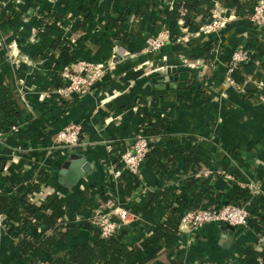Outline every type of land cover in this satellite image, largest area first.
<instances>
[{
	"label": "crops",
	"instance_id": "crops-1",
	"mask_svg": "<svg viewBox=\"0 0 264 264\" xmlns=\"http://www.w3.org/2000/svg\"><path fill=\"white\" fill-rule=\"evenodd\" d=\"M179 1L183 0H0V85L7 89L18 124L16 132L4 134L0 145L6 167L0 172V192L13 195L21 185L43 177L39 191L32 194L35 205L55 196L64 207L61 221L73 225L88 222L93 209L117 204L128 212L119 230L129 250L166 217L159 192L171 190L187 208L194 193L211 188L208 202L200 200L198 207H220L228 202V194L241 188L237 181L263 182L264 27L256 28L249 21L262 0L256 5L251 0H209L190 15L196 27L179 19L170 31L164 13ZM43 9L59 16L61 30L37 24ZM213 20L224 25L207 28ZM165 30L169 39L160 49L151 50L149 40ZM64 44L71 63L105 67L103 77L89 91L68 97L60 93L64 80L49 57H57ZM208 45L212 49L206 57L202 49ZM239 48L248 51L249 59L238 69L240 81L233 84L225 80V64ZM158 120L164 127L159 134L149 135L151 149L167 151L174 158L175 173L163 178L153 174L146 167L147 158L138 181L123 173L115 178L119 155L134 132ZM70 125L79 127L78 144L56 147L57 133ZM182 136L215 144L210 167H185ZM72 157L84 158L90 170L65 187L58 178L64 162ZM226 174L234 178L233 187ZM167 179L174 184H166ZM151 195L157 196L153 205ZM259 212L264 217V210ZM41 223L38 214L33 222L37 225L24 232L27 240L33 241L36 234L55 236V228ZM16 233L20 231L3 232L0 264H48L47 250L21 253ZM259 237L249 227L213 222L182 233L175 244L181 264H228L251 248L262 250ZM92 241L93 232L81 228L61 245L67 250ZM155 248L164 261L176 255V247L165 249L161 243L138 251L137 256Z\"/></svg>",
	"mask_w": 264,
	"mask_h": 264
},
{
	"label": "trees",
	"instance_id": "trees-1",
	"mask_svg": "<svg viewBox=\"0 0 264 264\" xmlns=\"http://www.w3.org/2000/svg\"><path fill=\"white\" fill-rule=\"evenodd\" d=\"M209 0H183L176 3L173 8L164 13V17L169 21V30H173L179 19H183L184 23L191 27H196L197 24L190 19V15L194 13L199 7L206 4ZM256 5L259 0H251ZM122 18V17H120ZM59 16L53 12L43 9L38 12L36 22L44 29L61 30L60 23L58 22ZM124 42V41H123ZM56 43L51 47L55 49ZM211 45L205 46L203 55L208 57L211 51ZM60 53L57 57L53 54L50 55V64L53 67L62 68L65 65L73 62V58L69 54V48L64 44L60 48ZM227 62V61H226ZM235 80H239L238 70L233 72ZM56 79V77H55ZM17 112L12 105L10 97L7 95V89L0 85V133L6 134L10 131V126L16 121ZM162 120H158L151 124H142L138 130H144L147 135L159 134L164 127ZM181 141L185 147L181 148L183 161L185 167H210L214 160L215 144L208 139H199L193 136H182ZM148 158V159H147ZM169 159L170 165L162 160ZM146 167L155 175L162 177L165 174L172 176L175 173L176 165L174 158L169 156V153L161 148L151 149L147 154ZM3 165V159L0 157V172ZM119 168L121 166L119 165ZM134 182L138 179L127 172H123ZM262 181V179H260ZM43 181V177L37 178L36 182H28L19 187L15 194L10 195L8 192H0V211L6 215V218L12 222L7 229L14 233V230L20 231L15 234L19 237L17 249L21 253H30L36 255L40 249L47 250L51 254L48 264H181L182 255L178 246L175 244L176 237L180 234L178 219L182 213L184 206L183 201L173 195L171 190L161 191L162 204L166 207V217L162 219L156 226L155 230L143 237L139 242L133 244L129 250L122 242L123 233L118 230L110 237L104 238L101 234L89 223L84 222L80 225H73L70 223L62 222L64 217L63 203L53 195L45 197L44 201L36 206L31 202L30 198L33 193L39 191V185ZM262 186L264 188V179ZM236 188V187H235ZM213 193L211 188L206 191L194 193V198L187 203V209H196L202 200L208 202L210 195ZM171 197H174L173 199ZM228 203L242 205L244 202L249 201L247 209L254 217L253 220L249 219L246 227L251 228L257 234L264 231V217L261 215L260 210H264L263 194L250 195L248 190L236 188L231 195H227ZM152 200L156 201L157 196L151 195ZM175 201V202H174ZM178 201V202H176ZM209 204V203H207ZM179 205H181L179 207ZM178 206V207H177ZM186 208V207H185ZM49 211L50 214H46ZM40 214L41 224L48 228H55L56 234L54 237L47 235H34L33 241L25 238L24 232L27 227H30L35 221V217ZM60 221V222H59ZM37 224H33L35 226ZM39 225V224H38ZM81 228H87L93 232V241L91 244L82 243L69 247L63 250L62 243L65 242L67 237L76 235ZM62 242V243H61ZM164 244L165 249L176 247V255L166 261L159 258V248H155L149 254L141 257L137 256L138 251L145 250L150 246ZM31 264H40L31 263ZM228 264H264V249L258 251L253 248L246 251L243 258L235 263Z\"/></svg>",
	"mask_w": 264,
	"mask_h": 264
},
{
	"label": "built area",
	"instance_id": "built-area-1",
	"mask_svg": "<svg viewBox=\"0 0 264 264\" xmlns=\"http://www.w3.org/2000/svg\"><path fill=\"white\" fill-rule=\"evenodd\" d=\"M249 21L256 26V28L264 27V0L260 1L252 14ZM224 22L213 20L207 26L209 29H216L222 27ZM169 32L163 31L159 35L149 40L150 49L156 51L160 49L166 40L169 39ZM181 39L177 38L176 42L180 43ZM249 59V53L243 48L235 49L226 62L225 80L229 83H235L233 72L238 70ZM105 67L103 64H92L86 61H76L60 68V76L64 80L63 87L59 88L63 97H68L73 92L89 91L96 85L103 77ZM18 130L17 122L10 126V133ZM5 135L0 133V145L4 140ZM80 138V130L76 125H70L63 130H60L55 137L56 147L71 148L78 144ZM152 148L151 138L144 130H136L128 143L121 151L118 161L121 166L119 170L113 171V176L119 177L124 171L130 175L141 179V169L145 162L147 154ZM2 171L6 170L5 165L1 167ZM226 178L231 182V187L234 186V178L232 175L226 174ZM169 179H167L168 181ZM166 181V182H167ZM174 184L171 180L168 183ZM237 184L242 189L248 190L250 195H264V188L260 181L247 178L244 181H237ZM177 185V182H176ZM31 202L35 204L34 197L31 196ZM249 201L244 202L242 205H236L226 202L220 207L213 205L187 209L184 208L178 219V225L181 236L182 233L192 231L200 228L207 223L222 222L231 226L246 227L248 220L251 219V214L247 209ZM128 212L122 209L119 205L100 206L97 209L90 211L87 216L88 222L103 236L104 238L110 237L116 233L122 224L126 222ZM12 224L6 218V215L0 211V239L4 231H6ZM257 245L264 249V231L260 234ZM45 264V262H40Z\"/></svg>",
	"mask_w": 264,
	"mask_h": 264
},
{
	"label": "water",
	"instance_id": "water-1",
	"mask_svg": "<svg viewBox=\"0 0 264 264\" xmlns=\"http://www.w3.org/2000/svg\"><path fill=\"white\" fill-rule=\"evenodd\" d=\"M90 170L89 164L82 157H72L64 162L60 171L58 182L65 187H71L83 178Z\"/></svg>",
	"mask_w": 264,
	"mask_h": 264
}]
</instances>
